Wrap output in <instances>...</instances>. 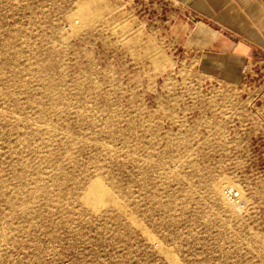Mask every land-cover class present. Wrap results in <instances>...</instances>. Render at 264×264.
Masks as SVG:
<instances>
[{"label": "rangeland", "instance_id": "374dc122", "mask_svg": "<svg viewBox=\"0 0 264 264\" xmlns=\"http://www.w3.org/2000/svg\"><path fill=\"white\" fill-rule=\"evenodd\" d=\"M168 12L0 0V264H264V91L200 72Z\"/></svg>", "mask_w": 264, "mask_h": 264}, {"label": "crops", "instance_id": "0c3cea01", "mask_svg": "<svg viewBox=\"0 0 264 264\" xmlns=\"http://www.w3.org/2000/svg\"><path fill=\"white\" fill-rule=\"evenodd\" d=\"M170 32L200 72L264 91V0H161ZM264 108V93L258 96ZM264 119V114L261 115Z\"/></svg>", "mask_w": 264, "mask_h": 264}, {"label": "bare ground", "instance_id": "6f19581e", "mask_svg": "<svg viewBox=\"0 0 264 264\" xmlns=\"http://www.w3.org/2000/svg\"><path fill=\"white\" fill-rule=\"evenodd\" d=\"M82 200L85 205H87L89 208H91L94 211L108 202H112V203L116 202V199L112 195V193L109 190L105 189L101 184V182L98 180H93L88 184V186L86 187V189L82 194ZM152 242L154 243V240Z\"/></svg>", "mask_w": 264, "mask_h": 264}, {"label": "built area", "instance_id": "2783aa9c", "mask_svg": "<svg viewBox=\"0 0 264 264\" xmlns=\"http://www.w3.org/2000/svg\"><path fill=\"white\" fill-rule=\"evenodd\" d=\"M227 194L231 200H235L238 197L237 193L233 192L232 190H228Z\"/></svg>", "mask_w": 264, "mask_h": 264}]
</instances>
